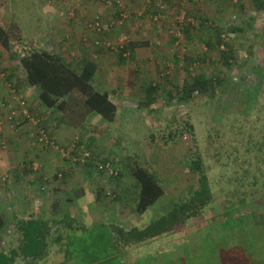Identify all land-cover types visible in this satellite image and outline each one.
I'll list each match as a JSON object with an SVG mask.
<instances>
[{
  "label": "rangeland",
  "instance_id": "obj_1",
  "mask_svg": "<svg viewBox=\"0 0 264 264\" xmlns=\"http://www.w3.org/2000/svg\"><path fill=\"white\" fill-rule=\"evenodd\" d=\"M7 2L0 0V21L2 20L1 23L5 20L11 21L8 26L11 31L13 20L10 19L13 15L6 8ZM102 2L108 6L104 0ZM20 3L21 11L27 12V7L23 6L25 3ZM194 6L196 5L189 0H177L169 11L163 13L165 16L163 15L161 19L166 22L164 32L169 38V43H139V40L138 43H106L107 54L116 56V59L123 58L119 52L120 46L134 49L133 55L130 56L133 58L131 62L121 60L123 64L119 63L115 68L110 63L103 64L107 65L105 68L115 69V73L120 72L121 75L130 77L126 81H121L123 84L120 92L110 95L118 108L116 118L112 122L95 113L86 114L78 96V100L71 99L69 109L62 113L63 118H66L64 122L65 120L67 123L73 122L75 126L62 125L68 138L59 141L53 133L51 134V131L58 129L49 128V124L55 122V117L48 121L47 127L42 125L39 119L34 121L31 119L32 124L28 129L16 126V123H21L25 118H32V114L40 107L36 89L31 88L26 94L19 91L8 93L9 99L2 102L4 110L2 114L0 113V121L4 122L0 130V210L10 208L8 205L10 201L12 203L15 201V199L8 201V190L14 187L12 185L15 168L21 167L26 171L30 168L33 171H51L47 158L53 156L62 161L66 159L72 167L89 168L99 175L101 200L104 202L99 211L108 213L100 216L106 217L105 222H114L126 228L143 227L169 212L176 201L187 200L192 194L196 175L187 164L193 157L196 147L207 167L214 200L199 217L187 221L166 239L163 238V241L170 243L162 247L159 254L165 256V259H170L177 253L176 259H183L184 264H204V261L210 259V264H219L216 253L223 250L219 255L225 257L224 251L234 249L230 247L231 239L238 237L222 228L242 223L240 218H232L231 214L226 217L224 213L232 211L233 214L240 216L248 208L247 210L255 211L256 220L264 223V174L258 172L253 164L252 153L246 150L251 144V138L254 141L261 140L264 124V119L259 117L260 109L264 111V81L259 76L264 72V6L254 9L252 2L247 1L244 8L227 9L222 13L214 10L207 12L200 7L204 11L201 17L195 16ZM108 7L115 11H118L117 7L120 8L118 5ZM182 12H185L187 18L191 17L194 20V24L191 21L190 23L197 28L205 23L213 25L211 21L217 24L226 40L220 48L226 51L227 44L234 43L237 61L233 58L230 61L231 65L224 62L221 54L223 51L210 50L202 40V37L208 39L209 35L200 36L199 31L190 40L183 33L180 42L177 43V40L173 42V35L178 31L177 18ZM240 12L243 14L240 15ZM234 15L237 17L232 19ZM161 19L156 23H162ZM235 26L245 27L243 31L234 33L232 28ZM131 44L134 48L130 46ZM10 45L11 48L6 49L0 44V69L14 70L15 74L24 73L19 65L18 55H22L28 48L15 37L12 38V43L10 41ZM90 45V49L98 47L96 44ZM252 47L255 49L254 54L251 52ZM187 54H190V60L187 59L189 57ZM136 58L142 59L143 62L136 64L138 61ZM72 60L77 62L76 56ZM1 70L2 77L8 75ZM100 71L102 73L104 70L101 68ZM198 73H205L211 77L222 73L226 80L223 87L218 88L217 94L210 99L197 93L181 98L182 90L191 86L193 76ZM131 76L136 78L133 80ZM8 83L10 84V81ZM12 83L15 84L13 81ZM154 83L156 85L153 94L142 92L141 88L147 89ZM99 84L100 81H97V85ZM9 87L10 85H7V88ZM135 90L138 91V95L135 94ZM110 91L112 92V89ZM246 109L250 110L245 112ZM12 111H16L17 114L15 118L9 120L8 115ZM23 111H27V114ZM185 122L193 125L196 144L192 143L185 132L182 133ZM8 123L10 134L6 137L3 129H6ZM42 130L47 132L48 139L44 138ZM172 131L178 134L171 137ZM91 137L95 140L92 141ZM87 153H91V156L88 157ZM104 160H110L119 168L118 176H109L97 169L98 163ZM145 163L156 171L166 192L145 213L138 214L135 211L136 190L134 191L128 183L130 180L134 181L131 169ZM256 175L257 183L253 184L255 179L253 181L250 179ZM57 178L63 179L61 172ZM43 180L41 192L44 195V192H49L46 188L52 181L45 174ZM26 187L27 185L25 189ZM50 187L49 185L48 188ZM54 194L56 198L58 195L59 199L64 193ZM38 195L41 201V193L38 192ZM34 198L36 201L37 197ZM29 203L30 201L24 203L22 208ZM10 205L12 207V204ZM217 214L220 215L213 218ZM49 215L51 214H47L44 208L41 216ZM82 219L85 225L86 220L89 223L98 221L89 215L83 216ZM212 226L216 229L214 234L210 233ZM238 229L242 235L258 232L255 226L247 221L240 224ZM194 230H198L195 235L186 236ZM225 235L227 242L224 245ZM162 240H158V243ZM176 240L178 242L173 248V241ZM221 240L223 246L216 248L215 244ZM16 244V225L10 220V223L0 229V246L6 248L8 245L12 247ZM157 246L148 244L145 249ZM132 253L133 250L130 254ZM61 260L62 255L54 249L51 264H59Z\"/></svg>",
  "mask_w": 264,
  "mask_h": 264
},
{
  "label": "trees",
  "instance_id": "obj_2",
  "mask_svg": "<svg viewBox=\"0 0 264 264\" xmlns=\"http://www.w3.org/2000/svg\"><path fill=\"white\" fill-rule=\"evenodd\" d=\"M20 2L25 3L23 6L27 7V12L21 11ZM255 4L257 8L261 5L264 6V0H255ZM6 8L13 15L11 31L6 32L0 27V44L6 49L11 48V34L16 39H23L36 35V32L43 33L49 28L40 0H8ZM212 24L205 23L197 28L188 22L183 26L182 31L188 40L198 34V31L200 36L201 34L209 35L208 39L202 37V40L210 50L219 51L221 44L226 40L217 24L214 22ZM244 27L235 26L232 29L235 33L243 31ZM176 40L178 41V37L173 35V42ZM233 44H227L228 50L226 51L221 49L223 61L228 65H231L230 61L233 58L237 61ZM130 46L134 48L132 44ZM253 49L251 52L254 54L255 49L254 51ZM128 50H131L133 55L134 49L123 45L119 47L123 59L126 57L124 53ZM205 55L206 53L203 56ZM187 56H189L187 59L190 60V54ZM18 58L19 65L24 71V83L37 90L38 102L44 108L56 109L62 114L69 109L71 99L78 100V96H80L79 103L85 105L86 114L95 113L110 122L115 120L118 111L116 103L111 99L108 91L99 90L94 83V75L98 70L97 62L84 59L80 65L76 66L66 62L58 54L36 49L26 50L22 55H18ZM259 76L264 81V72ZM225 77L222 73L212 77L205 73H198L193 76L191 86L182 90L183 97L181 98L184 99L188 94L197 93L199 96L202 95L210 99L217 94L218 88L223 87ZM149 88L153 90L155 85L151 84ZM249 110L246 109L245 112ZM263 114L264 111L260 109L259 117L264 119ZM185 124L182 133L185 132L191 138L192 143L196 144L193 125L190 122H185ZM170 134H172L171 137H175L178 133L172 131ZM260 136L261 140L259 141H254L251 138V144L246 150L252 153L253 164L258 172L264 174V124ZM187 166L196 175L190 197L187 200L176 201L169 212L152 220L147 225L126 228L114 222H100L87 226L69 215L52 219L22 218L16 223L17 244L10 249L0 251V264H51L54 249L62 255L59 264H184L183 259H176L177 253L170 259H165V256L159 254L161 248L170 243L162 239H166L169 234L174 233L175 229L185 225L187 221L199 217L214 200L207 167L196 147ZM150 167L145 163L144 165L138 164L131 169V175L137 184L135 211L138 214L145 213L166 192L156 171ZM253 177L250 180L255 179L252 183H257V175ZM247 209L240 216L233 214L232 211L224 213L226 214L224 216L227 217L231 214L232 218H240L242 223L251 222L258 230L257 234L242 235L239 233L238 228L242 223L223 227L222 230L231 232L238 237L231 239L230 247H234V249L224 251L225 257L219 255L223 250L216 253L219 264H264V223L256 220L255 211ZM220 214L214 215L213 218ZM5 224L4 216L0 214V229ZM212 228L210 233L214 234L216 229L213 226ZM197 232L198 230H194L193 233L186 236L191 237ZM240 237L242 241H240ZM158 240H162V242L158 243ZM223 241L225 245L226 235ZM176 242L178 240L173 241V248L176 246ZM148 244L158 246L145 249ZM215 246L216 248L223 246L222 240ZM139 249L140 251H138ZM210 262L211 259L204 261V264H210Z\"/></svg>",
  "mask_w": 264,
  "mask_h": 264
},
{
  "label": "crops",
  "instance_id": "obj_3",
  "mask_svg": "<svg viewBox=\"0 0 264 264\" xmlns=\"http://www.w3.org/2000/svg\"><path fill=\"white\" fill-rule=\"evenodd\" d=\"M120 1L123 3V8L120 9L117 7L118 11H115V9H109L108 6L104 5L102 0H40L45 20L49 26L48 30L44 33H39L34 36L18 40L25 43V47L28 48V50L36 49L39 51H49L60 55L66 62L71 64L80 65L81 61L84 59H91L97 62L98 70L94 75V83L96 84V87L99 90L108 91L110 95L115 94L117 91L120 92V87L123 84L121 81H126L127 79H130V77H126L125 74L121 75L120 72L115 73V69L111 70L107 67L105 68L104 66L107 65L103 64L110 63V65L115 68L117 64L119 65V63H121V60L126 63L131 62L133 59L130 57L132 52L131 50H128V52L124 53L126 60L123 58L116 59V56H110L107 54V47H105L106 43H138V40L139 43H169V38L164 32L166 22H164V19L161 18L164 15L163 13L169 11L172 8L171 5L177 0H172V4L170 3L171 0H159L165 8H158L156 4L148 5L144 0ZM190 1L192 4L194 3L196 5L194 6L196 7L194 10L196 17H201V14H203L204 11L201 8L207 10V12L209 10H214L217 13H222L223 10L227 9L244 8L246 7L245 5L247 4V1H251L254 9H257V5L254 3L255 0H189V2ZM122 12H124L123 14H125L126 17L120 16L123 15L121 14ZM158 14H160L162 22H158L159 24L156 23L157 21L153 20V16ZM242 14L243 12H240V15ZM10 20H13V16ZM93 20H101L104 24L101 31H96L90 27L89 23ZM114 20H117V22L111 24ZM1 21L0 27H2L6 32H9L10 29H8V26L11 24V21L5 20L2 23ZM13 37L14 36L11 34V43ZM90 44L93 46L96 44L98 47L90 49ZM103 47L105 49H103ZM74 56H76L77 62L72 60ZM136 59H138V61L135 62L136 64L143 62L142 59ZM10 67H12V65ZM101 68L104 70L102 73H100ZM2 72L7 73L8 75L2 77V74H0L1 114L4 110L1 104L3 101H7L9 99V92L11 94L12 91H19L22 94H26L29 89L33 88L24 84V73L15 74L14 70L10 71L8 69H5ZM9 75L12 77L9 78ZM131 78L135 79L136 76H131ZM8 81H10V84ZM12 81L15 82V84H13ZM97 81H100L99 85H97ZM117 81L119 82L116 85ZM6 83L7 85H10L9 88H7ZM154 85H156V83H154ZM149 87L147 89L141 88V90H143L142 92L147 91V94L149 95L150 90H152ZM33 89L35 90V88ZM111 89L112 92L110 91ZM153 90L151 91L152 94ZM135 94L138 95V91L135 90ZM82 108H84L85 111L87 110L85 105H82ZM42 114L44 116H42ZM89 114L91 113H88V115ZM32 116L33 117L30 119L25 118L21 123H16V126L27 127L28 129V126L32 124L34 119H39L41 124L47 127V124H49L48 121L54 119L55 117V122L49 124V128L51 130L58 129L53 132L51 131V134L53 133L55 138L59 141H65V139L68 138L66 131L62 129V125L68 124L75 126V124H71L70 122L67 123L66 120L64 122V119L66 118H63L61 111L56 109H46L41 105L38 110H36V113L32 114ZM83 118L84 115L82 119ZM9 126L10 124L8 123L5 126L6 129H3V133L6 137H9L10 134ZM91 140L93 141L95 138L91 137ZM47 160L49 161L50 168H52L51 171H33L31 168L26 171L21 167L15 168L16 171L13 174L14 184L12 185L14 187H11L12 189L8 190V201H10L9 199H12L13 201L15 199L16 202L14 201V203H12L10 201L12 207L8 204L10 208L0 210V214L5 218L6 225L8 222L10 223V220H12V222L16 225L17 221L22 218L38 217L43 219H52L60 218L64 215L75 217L83 224L84 221L82 218L85 215H89L90 217H94L95 220H98L94 223L105 222L106 219L104 220V218L106 217L100 216H105L108 213H102L99 211L101 204L104 203L101 200L102 195L100 193L102 192V189L98 179L99 175H97L94 170L89 168L85 169L84 167H72L66 159L62 161L57 157L53 158V156H51L47 158ZM59 172H61L63 179H58L59 177L57 178ZM43 174L48 176L52 181L49 183L51 187L48 188V185L46 188L49 192H44V195L41 192V190H43L41 186L44 181ZM120 180L121 179H119L118 182H120ZM133 180V182L130 180L128 184H131L129 186H132L133 190L137 191L136 181L134 178ZM26 185L27 190L25 189ZM36 192L37 194H34ZM38 192L42 195L41 201H39ZM55 192L64 194L58 199V195L56 198V195L54 194ZM35 196L37 197L36 201L38 202L35 201ZM28 201H30V203L23 209L22 205L24 203L26 204ZM125 201L126 200H124V202ZM44 208L47 210V214L51 215L48 217H42L41 215ZM85 223L87 226L93 224L89 223L87 220ZM10 247V245L6 248L0 246V251L3 249H10Z\"/></svg>",
  "mask_w": 264,
  "mask_h": 264
},
{
  "label": "built area",
  "instance_id": "obj_4",
  "mask_svg": "<svg viewBox=\"0 0 264 264\" xmlns=\"http://www.w3.org/2000/svg\"><path fill=\"white\" fill-rule=\"evenodd\" d=\"M145 2H146V4H148V5H154V4H156L157 5V7L158 8H165V6L161 3V2H159V0H144ZM104 2L108 5V6H114V5H118L119 7H120V9H122L123 8V6H122V2L120 1V0H104ZM124 12H122L121 14H123ZM120 16H123V17H126V15L125 14H123V15H120ZM237 16L236 15H234L233 17H232V19H235ZM159 19H160V14H158V15H154L153 16V20L154 21H159ZM190 22L191 21V23L192 24H194L195 22H194V20L190 17V18H187L186 17V15H185V12H182L181 14H180V17H178L177 18V22H178V27H177V29H178V31H177V33H176V37H178V41H177V43L178 42H180L181 41V39H182V37H183V31H182V29H183V26L185 25V23L186 22ZM117 22V20H114V21H112V23L111 24H114V23H116ZM211 24H212V21H211ZM89 25H90V27L92 28V29H94V30H96V31H101L102 30V28L104 27V24L101 22V20H97V21H91L90 23H89ZM23 113L24 114H27V111H23ZM16 111H12L9 115H8V119L9 120H12L13 118H15L16 117ZM3 125H4V122L3 121H0V130L3 128ZM42 133L44 134V138L46 137L47 139H48V136H47V132L45 131V130H42ZM46 133V134H45ZM46 139V140H47ZM88 157H90L91 156V153H87L86 154ZM97 169H99L100 171H102V172H104L106 175H109V176H114V177H116V176H118V174H119V168L118 167H116L110 160H106V161H104V162H102V163H98V165H97Z\"/></svg>",
  "mask_w": 264,
  "mask_h": 264
},
{
  "label": "flooded vegetation",
  "instance_id": "obj_5",
  "mask_svg": "<svg viewBox=\"0 0 264 264\" xmlns=\"http://www.w3.org/2000/svg\"><path fill=\"white\" fill-rule=\"evenodd\" d=\"M60 254V253H59Z\"/></svg>",
  "mask_w": 264,
  "mask_h": 264
}]
</instances>
